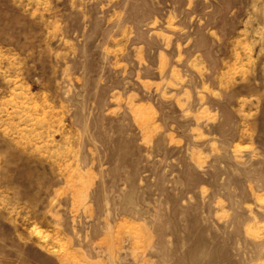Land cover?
Here are the masks:
<instances>
[{"label": "rangeland", "instance_id": "374dc122", "mask_svg": "<svg viewBox=\"0 0 264 264\" xmlns=\"http://www.w3.org/2000/svg\"><path fill=\"white\" fill-rule=\"evenodd\" d=\"M0 264H264V0H0Z\"/></svg>", "mask_w": 264, "mask_h": 264}]
</instances>
